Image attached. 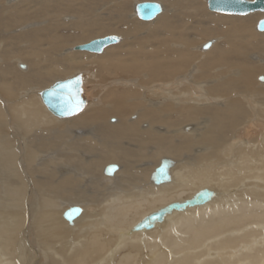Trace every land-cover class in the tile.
Masks as SVG:
<instances>
[{
    "label": "bare ground",
    "instance_id": "6f19581e",
    "mask_svg": "<svg viewBox=\"0 0 264 264\" xmlns=\"http://www.w3.org/2000/svg\"><path fill=\"white\" fill-rule=\"evenodd\" d=\"M145 1L0 0V264H264V11ZM77 75L55 114L42 92Z\"/></svg>",
    "mask_w": 264,
    "mask_h": 264
},
{
    "label": "water",
    "instance_id": "95a60500",
    "mask_svg": "<svg viewBox=\"0 0 264 264\" xmlns=\"http://www.w3.org/2000/svg\"><path fill=\"white\" fill-rule=\"evenodd\" d=\"M208 7L211 10L227 14H248L253 11H264V0H208ZM136 11L137 16L141 19H152L162 11V6L156 1H144L137 3ZM257 28L260 31H264V18L258 21ZM112 37L117 36L109 35L101 39H96L90 43L76 45L74 48L78 50L101 51L104 46L114 43L118 40H114ZM206 45H209V43H205L204 47ZM80 81L81 79L78 75L66 80L56 81L49 87V89L44 90L41 96L43 100L46 101L49 109L57 115L69 116L76 112L78 113V111H80L82 108V104L80 103L77 110V100L81 102V99L78 93L79 89L76 88V86H80ZM168 168L169 163L167 159H163L161 164L152 173V181L155 184L168 181L170 179ZM211 194L212 192L210 190L204 189L197 193L193 199L188 200L183 205L172 203L164 209L154 213L152 217V220H154L151 221V224L155 223L156 220L161 219L167 209L171 210L174 207L179 208L186 204L193 205L196 203H201L208 199ZM80 212L81 208L79 206H73L64 212V217L71 221L77 217Z\"/></svg>",
    "mask_w": 264,
    "mask_h": 264
},
{
    "label": "rangeland",
    "instance_id": "374dc122",
    "mask_svg": "<svg viewBox=\"0 0 264 264\" xmlns=\"http://www.w3.org/2000/svg\"><path fill=\"white\" fill-rule=\"evenodd\" d=\"M141 1H143V0H141ZM145 1V0H144ZM206 4V3H205ZM203 5L204 7V10H205V12H207V13H209L210 14V12H211V10H209L208 9V4H206V5ZM134 12V11H133ZM212 12H214V11H212ZM218 13V12H217ZM220 14H222V15H220ZM258 14H260V12L258 13ZM218 15L219 16H245V15H236V14H223V13H218ZM128 16L131 18L132 17V15L130 14V12H129V14H128ZM138 19V18H137ZM139 20V19H138ZM259 20H261V19H259ZM258 20V21H259ZM257 21V22H258ZM141 22H143L144 23V21H141ZM29 24H32V23H29ZM145 24V26H149L150 24H152V23H149V22H145L144 23ZM25 25H28V23L27 24H25ZM256 26H257V23L255 24V26H254V30H256ZM194 28H196V27H194ZM194 28H192L193 30H194ZM191 29V31H193ZM257 31V30H256ZM257 32H259V31H257ZM141 33H146L144 30H142V32ZM109 34H115V33H104V34H101V35H95V36H92L91 38H89L88 39V41H85V43H87V42H89V41H91V40H93V39H96V38H99V37H103V36H106V35H109ZM116 35H118V36H120L121 38H122V36L121 35H119V34H116ZM207 40H219V38H216V37H212L211 39L210 38H208ZM207 40H205L203 43H206V42H208ZM82 43H84V42H82ZM22 70H25V68H23L22 66H19ZM262 75H264V73H262ZM259 80H260V78H259ZM258 79H257V82L258 83H263L264 81H262L261 82V80L259 81ZM157 161V160H156ZM112 163H114V162H112ZM110 164V163H109ZM146 167H148V166H146ZM150 167V166H149ZM22 174H24L23 172H22ZM61 175V174H60ZM104 175V174H103ZM148 181H149V176H148ZM27 197V196H26ZM61 217H62V215H61ZM63 219V218H62ZM64 220V219H63ZM65 221V220H64ZM68 224V223H67Z\"/></svg>",
    "mask_w": 264,
    "mask_h": 264
},
{
    "label": "snow or ice",
    "instance_id": "6c2138e0",
    "mask_svg": "<svg viewBox=\"0 0 264 264\" xmlns=\"http://www.w3.org/2000/svg\"><path fill=\"white\" fill-rule=\"evenodd\" d=\"M156 7H158V6H156ZM112 39H118L117 37H112ZM208 46H210V45H206L205 47H208ZM81 102L79 101V100H77V110H78V107H79V104H80ZM114 168H115V166H111V168L109 169L110 171L111 170H114Z\"/></svg>",
    "mask_w": 264,
    "mask_h": 264
}]
</instances>
